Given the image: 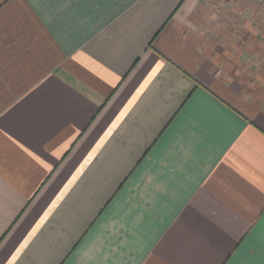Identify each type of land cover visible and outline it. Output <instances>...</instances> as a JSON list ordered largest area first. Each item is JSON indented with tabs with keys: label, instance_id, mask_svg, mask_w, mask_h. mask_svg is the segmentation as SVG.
<instances>
[{
	"label": "crops",
	"instance_id": "crops-1",
	"mask_svg": "<svg viewBox=\"0 0 264 264\" xmlns=\"http://www.w3.org/2000/svg\"><path fill=\"white\" fill-rule=\"evenodd\" d=\"M0 264H264V4L0 0Z\"/></svg>",
	"mask_w": 264,
	"mask_h": 264
},
{
	"label": "built area",
	"instance_id": "built-area-1",
	"mask_svg": "<svg viewBox=\"0 0 264 264\" xmlns=\"http://www.w3.org/2000/svg\"><path fill=\"white\" fill-rule=\"evenodd\" d=\"M258 2H260L261 4H264V0H257Z\"/></svg>",
	"mask_w": 264,
	"mask_h": 264
}]
</instances>
